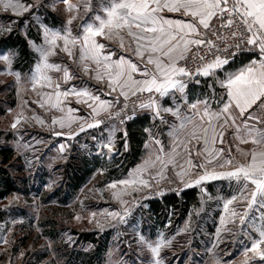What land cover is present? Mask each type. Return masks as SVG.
<instances>
[{
  "label": "snow or ice",
  "instance_id": "obj_1",
  "mask_svg": "<svg viewBox=\"0 0 264 264\" xmlns=\"http://www.w3.org/2000/svg\"><path fill=\"white\" fill-rule=\"evenodd\" d=\"M61 2L69 14L65 26L57 29L41 25L43 43L30 41L39 56L31 75L22 83L33 90L38 86L51 89L50 92H39L40 99L33 102L41 108L47 105V109L65 113L61 97L75 96L76 103L86 104L90 111L87 116H76L73 114L79 110L69 107L65 115L53 116L49 125L53 135H64L55 130L56 125L60 129L69 128L70 139L89 129L100 128L107 121L119 120L123 125L132 118L125 111L129 102L133 112L136 107L150 111L152 118L167 125L171 145L166 147L152 136L156 147L146 144L143 162L129 172L127 178L108 185L110 189L124 186V190L114 191L112 196L125 206L129 203L123 198L125 195L151 190L161 180L174 182L170 173L186 188L203 186L206 181H228L235 191L228 198H219L226 215L220 217L221 227L217 228L214 247L221 242L220 233L227 232L239 245L243 255L241 264H256L257 259L264 264V0H111L105 9L107 18L95 16L98 25L84 21L76 34L69 26L81 19L74 14L81 6L86 12L89 10L88 0H84L83 5L73 4L70 0ZM41 6L40 0H0V11L10 12L13 16L8 25H0V34H11L12 25L26 15H34V10ZM169 13L175 15L169 16ZM97 38L117 42L121 49L130 50L137 61L124 55L116 56L109 45ZM61 52L73 60L84 77L98 83L106 82L107 92L96 94L87 87L77 88L74 84L62 88L79 77L67 66L50 61ZM245 52L258 53V56L235 71L229 70L232 61ZM15 55L0 53V60L10 65ZM50 72L62 73V76L57 80L49 75ZM15 75L21 82L20 74ZM199 77L212 81L210 92L202 98L189 100L188 84L199 85ZM217 87L221 90L219 95ZM113 94L111 100L102 99V96ZM121 97L122 107L110 111L120 104ZM166 97H171L172 101L168 107L161 103ZM102 112L107 114V119L99 118ZM164 113L173 119L164 120ZM22 115L20 113L12 123V129L17 130ZM29 119L42 126L45 124L39 115L25 117V123ZM73 123H77L78 131L71 130ZM225 128L233 130L236 151L241 159L233 155L231 145L228 149L216 147L217 143H224ZM115 130L113 124L112 132ZM182 136L190 138L188 143L181 139ZM124 137L127 150V132ZM92 138L96 139L95 136ZM192 140L202 143L198 149L192 146L197 159L195 163L188 146ZM249 144L251 147L247 150L242 151L239 147ZM181 145L188 155L186 165L177 163ZM64 147L60 145L61 152ZM102 147L112 151L111 133ZM201 190L205 189L202 187ZM129 214L127 207L123 213L118 210L103 213L106 218L111 217L119 223H126ZM0 242L7 243V240L0 236ZM138 242L151 252L152 264H163L161 251L170 246V240L161 237L153 241L141 233ZM210 264H221V261L213 257Z\"/></svg>",
  "mask_w": 264,
  "mask_h": 264
},
{
  "label": "rangeland",
  "instance_id": "obj_2",
  "mask_svg": "<svg viewBox=\"0 0 264 264\" xmlns=\"http://www.w3.org/2000/svg\"><path fill=\"white\" fill-rule=\"evenodd\" d=\"M70 2L84 4V0ZM40 3L42 6L34 10V15H26L12 25L11 34H0V53L16 54L10 65L0 60V149H10L14 153L10 165L2 166L0 163V168L10 173L17 187L16 191L0 199V236L7 240V243L0 242V264H133L134 261L135 264H141V261L144 264H152L151 252L138 242L141 233L153 241L161 237L171 241L170 246L161 251L163 264H210V258L213 257L220 260L221 264L224 261L241 264L243 255L239 245L227 232L220 233L221 242L214 247L217 228L221 227L220 217L226 215L219 198H228L235 191L228 181H206L203 186L186 188L170 173L174 182L161 180L151 190L125 195L123 198L129 201L125 206L112 196V192L122 191L124 186L117 185L116 189H110L108 185L127 178L129 172L143 162L147 153L145 145L156 147L152 136L161 140L166 147L171 145L167 125L161 123L158 118H152L150 111L136 107L133 112L129 102L125 111L132 118L126 120L123 125L119 120L107 121L100 128L89 129L71 139L67 135L69 128L60 129L56 125L55 130L63 132L64 135H53L49 127L53 116L59 118L65 115L69 107L79 110L73 115L87 116L90 109L84 103H76L75 96H69L67 99L61 97L65 113L47 109V105L41 108L33 102L40 99L39 92H50L51 89H40L38 86L37 90H33L30 85L22 83L31 75L34 62L39 56L30 41L35 44L43 43L41 25L62 28L69 15L61 0H40ZM110 3L111 0H88L87 12L81 6L74 13L81 19L75 20L69 26L73 34L79 32V25L84 21L98 25L95 16L107 18L105 9ZM12 18L10 12L0 11V25H8ZM18 36L27 41L30 51L27 58H22L19 48L7 46L5 43L6 39L11 40ZM97 39L109 45L116 56L124 55L121 52L123 49L116 47L115 41ZM257 56L249 57L243 64L232 66L229 70L235 71ZM50 61L67 66L70 72L79 77L70 81L69 85H62V88L74 84L77 88L87 87L96 94L107 92L106 82L98 83L94 79L84 77L67 54L61 52L51 57ZM16 73L20 74L21 82L17 81ZM49 75L59 80L62 73L50 72ZM199 79V85L194 82L188 84L186 91L189 100L202 98L210 92L209 84L212 81L204 77ZM220 92L217 87V94ZM114 96L115 94L102 96V99L111 100ZM25 101L28 103L25 104ZM120 101V104L110 111L114 112L122 107L123 97ZM161 103L164 107L170 106L171 97L162 98ZM20 113H23L20 117L21 123L17 130H14L11 125ZM36 115L45 121L43 126L33 119L25 123V117L32 118ZM143 115L151 117V125L148 128L150 132L147 131V140L137 164L125 170L121 166V157L130 147L127 133L125 150L124 132H127L130 122ZM99 118L107 119V114L102 112ZM163 119L171 121L173 118L164 113ZM113 124L116 128L114 132ZM71 130L78 131L77 123L72 124ZM232 131L231 128H225L224 143H217L216 147L228 149L231 145L233 155L241 159L236 151L237 142ZM110 133L114 144L111 152L102 147L107 143ZM93 136L96 137L95 140ZM181 139L188 143L190 138L182 136ZM26 144L31 147L25 146ZM61 144L65 146L63 152L60 151ZM193 145L198 149L202 147V143L198 144L192 140L188 145L195 163L197 159ZM239 147L243 151L251 145ZM178 152L177 163L186 165L188 155L183 145ZM159 167L157 163V168ZM202 187L204 191L201 190ZM192 189L198 191V200L183 214L170 209L167 215L155 216L150 211L149 201L169 194L181 195L184 191ZM124 207L130 210V214L125 218L126 223H119L103 215L107 211L118 210L123 213ZM93 213L96 215L93 216ZM84 235L92 236L95 242L84 240ZM256 264H260L258 259Z\"/></svg>",
  "mask_w": 264,
  "mask_h": 264
},
{
  "label": "trees",
  "instance_id": "obj_3",
  "mask_svg": "<svg viewBox=\"0 0 264 264\" xmlns=\"http://www.w3.org/2000/svg\"><path fill=\"white\" fill-rule=\"evenodd\" d=\"M5 43L7 46H12L19 48L22 54V58H27L30 56V51L28 49L27 41L21 37H15L11 40L6 39ZM247 56L245 61L249 59ZM244 63V61H243ZM240 64H231L232 66H238ZM151 125V117L149 115H143L135 118L127 126L128 133V143L130 150L122 155L121 166L126 170L135 166L138 162L141 150L147 140V131ZM14 159V153L10 149H0V163L2 166L10 165ZM17 190L14 180L11 178L10 173L4 169L0 168V199L5 198L10 193ZM198 191L196 189L184 191L181 195L169 194L161 198L154 199L148 202L150 211L155 216L167 215V211L170 209L177 210L180 213H184L188 210L191 204H194L198 200ZM84 240L95 242V240L90 235H84Z\"/></svg>",
  "mask_w": 264,
  "mask_h": 264
},
{
  "label": "crops",
  "instance_id": "obj_4",
  "mask_svg": "<svg viewBox=\"0 0 264 264\" xmlns=\"http://www.w3.org/2000/svg\"><path fill=\"white\" fill-rule=\"evenodd\" d=\"M169 16H174L175 14H171V13H169L168 14ZM127 43V42H126ZM115 45H116V47L118 46L119 47V45H117V42L115 43ZM133 47H134V45H133ZM121 52L124 54V56L126 57V58H130L133 62H136L137 61V59L133 56V55H131L130 53H132L130 50H127V49H123V50H121ZM251 57H253V56H251ZM255 57V56H254ZM245 59H246V57H245ZM244 58L240 61V62H237V63H231V64H243V61L245 60ZM248 63V62H247ZM247 63H245V64H247ZM230 64V65H231ZM244 64V65H245ZM228 67H230V66H228Z\"/></svg>",
  "mask_w": 264,
  "mask_h": 264
},
{
  "label": "built area",
  "instance_id": "obj_5",
  "mask_svg": "<svg viewBox=\"0 0 264 264\" xmlns=\"http://www.w3.org/2000/svg\"><path fill=\"white\" fill-rule=\"evenodd\" d=\"M194 51H195V49H194ZM255 55H258V53H256V54H252V53H248V52H245V53H243V54H241V55H238L236 58H235V60L234 61H232V63H237V62H240L243 58H245V57H247V56H255ZM190 67H195V65H190ZM145 95H147V94H145Z\"/></svg>",
  "mask_w": 264,
  "mask_h": 264
}]
</instances>
